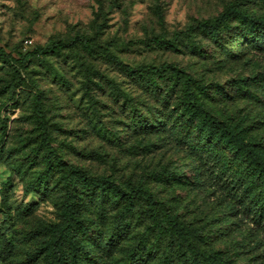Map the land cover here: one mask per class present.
<instances>
[{
    "label": "rangeland",
    "instance_id": "rangeland-1",
    "mask_svg": "<svg viewBox=\"0 0 264 264\" xmlns=\"http://www.w3.org/2000/svg\"><path fill=\"white\" fill-rule=\"evenodd\" d=\"M252 18L264 22V0H0V264H49L47 227L70 194L86 225L82 264L163 259L166 233L146 232L149 198L199 247L264 264V175L182 107L190 77L206 109L264 156V23ZM66 163L114 180L135 210L119 225L127 199L69 184ZM175 251L168 264L184 259Z\"/></svg>",
    "mask_w": 264,
    "mask_h": 264
},
{
    "label": "trees",
    "instance_id": "trees-1",
    "mask_svg": "<svg viewBox=\"0 0 264 264\" xmlns=\"http://www.w3.org/2000/svg\"><path fill=\"white\" fill-rule=\"evenodd\" d=\"M260 23L263 24L264 22L259 18L251 19L252 25ZM216 28L213 24H207V29L211 31L216 30ZM82 42H86L85 37H82ZM58 48V43L53 41L39 50L40 52H51L58 50ZM0 53L3 54L1 48ZM32 54L27 53L25 58H28ZM182 107L183 114L189 120H196L201 134L223 142L225 145L236 149L238 153L245 154L250 164L264 175V156L251 148L244 140V137L237 131L219 121L206 109L205 104L199 100L198 95L195 93L190 77L185 82ZM43 133L45 134L44 140L46 143H49L44 125ZM63 167L66 168L64 178L69 184H82L92 188L102 187L103 189L114 188V191L121 198L127 199L126 205L117 220L119 225L135 210V199L122 187L116 185L111 178L88 175L84 170L71 163H66ZM133 190L134 188H132ZM137 190L139 192H145L141 186ZM149 200L154 204V212L151 213L152 223L147 227L146 232H157L155 236L158 241H161L164 233H166L169 242L167 249L166 247L165 250L163 249V259H159L156 264H168L169 254L173 248H175L176 254L184 258L180 264H192L193 259H191V255L201 258L199 260L203 261L204 264H229L217 252L199 247L196 242V238L198 237L197 231L182 223L176 215L168 211L164 204H160V207L157 208L155 201L152 198H149ZM76 202L77 196L70 194L62 205L60 211L61 221L47 227L49 238L44 242L43 249L50 258L49 264H69L64 253L65 246L69 248L73 262L82 264L79 259L87 251V247L78 241L76 233L85 231L86 225L78 215ZM125 264H130V262H126Z\"/></svg>",
    "mask_w": 264,
    "mask_h": 264
}]
</instances>
